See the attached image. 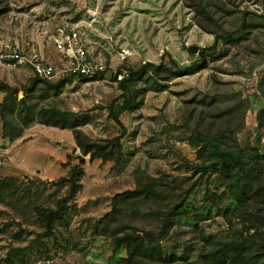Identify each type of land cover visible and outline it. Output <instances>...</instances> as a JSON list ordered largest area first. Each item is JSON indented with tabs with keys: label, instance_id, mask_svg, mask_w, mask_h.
<instances>
[{
	"label": "rangeland",
	"instance_id": "374dc122",
	"mask_svg": "<svg viewBox=\"0 0 264 264\" xmlns=\"http://www.w3.org/2000/svg\"><path fill=\"white\" fill-rule=\"evenodd\" d=\"M0 1L8 6L0 15V53L24 59L0 60V264H127L124 246L115 250L113 239L99 234V219L111 210L114 195L135 188L138 170L177 187L178 193L165 190L167 201L190 189L161 241L164 254L175 257L168 264H205L202 255L220 241L249 240L223 179L196 170L190 137L195 128L223 125L236 131L240 147L264 153V0ZM200 23L220 34L233 32L232 40L207 50L214 35ZM59 26L79 30L88 59L101 66L97 72L36 75L32 62L56 69L67 64L50 38ZM166 55L181 66L202 59L206 66L158 81V89L144 91L151 83L136 82L139 108L119 111V80L145 62L168 65ZM8 97L25 104L12 110ZM112 101L119 122L109 115ZM41 108L68 113L67 124L76 119L92 139L120 136L122 151L107 161L82 155L71 129L38 121ZM26 110L33 111L27 124ZM4 130L19 135L9 139ZM75 165L83 169L81 187L47 233L37 209L55 208L66 196L68 185L54 182ZM139 206L140 213L128 212L120 221L156 228L151 206ZM253 238L250 257L257 264L264 260V234Z\"/></svg>",
	"mask_w": 264,
	"mask_h": 264
},
{
	"label": "trees",
	"instance_id": "16d2710c",
	"mask_svg": "<svg viewBox=\"0 0 264 264\" xmlns=\"http://www.w3.org/2000/svg\"><path fill=\"white\" fill-rule=\"evenodd\" d=\"M7 11V5H0V15ZM200 27L214 35L213 44L207 47V50H213L220 41L227 44L232 40L233 32L220 34L201 23ZM166 56L169 58L168 65L163 61L158 65L145 62L139 69H129L128 74L119 80L120 88L124 90L121 95L123 103L119 111L139 108L140 103L135 101L137 90L134 85L136 82L143 80L151 83L150 87L144 88V91L158 89L156 85L158 81H170L179 76L193 74L206 66L204 59L181 66L171 56ZM35 82L33 81L31 89L35 86ZM7 102L14 110L16 105L25 104V99L17 103L16 99L8 97ZM114 104L115 101H112L108 106L109 115L119 122ZM32 113L33 111L26 110L22 118L23 122L27 124V120L31 121ZM67 114L54 108H41L37 113L38 121L42 124L71 129L77 148L82 155H89L90 159L112 160L114 151L118 153L122 151L120 136L100 140L92 139L78 128L80 122L76 119L67 124ZM227 125L229 122H226ZM235 134L236 131H230L221 125L216 130L205 132L195 128L190 137V144L196 148L198 160L195 163L196 170L200 175H205L210 171L218 173L223 179L227 192L235 202L236 210L233 215L241 224L243 232L250 234L249 240H251L249 242L245 236L240 240L220 241L216 249L202 255L205 264H256L250 257L252 245L256 243L253 237L264 234V153L240 147L234 139ZM3 135L14 139L19 134L14 135L4 130ZM82 174L83 169L80 165L72 167L66 176L54 182L58 186L68 185L66 196L57 201L55 208L38 207L37 214L45 232L50 233L55 223L62 217L67 201L73 198L81 187L79 178ZM135 183L134 189L125 190L112 197L111 210L99 219V223L102 224L99 234L109 235L113 239L115 250L124 246L126 257L123 260L127 264L171 263L175 257L164 254L161 241L168 236L174 225L173 215L182 207L190 189L187 188L184 191L183 197L167 201V193L164 192H167L165 191L167 189L176 192L177 187L173 184L139 170ZM141 204L151 206L149 209H152L151 212L156 214L158 220L156 228L137 229L129 222L120 221L128 212L140 213L139 205ZM257 264H264V260Z\"/></svg>",
	"mask_w": 264,
	"mask_h": 264
},
{
	"label": "built area",
	"instance_id": "2783aa9c",
	"mask_svg": "<svg viewBox=\"0 0 264 264\" xmlns=\"http://www.w3.org/2000/svg\"><path fill=\"white\" fill-rule=\"evenodd\" d=\"M53 47L63 53L67 58L64 68L56 69L51 64L33 63V68L37 76L50 79L56 74L72 72L85 76H91L97 72L101 66L88 59L87 51L82 43L80 32L75 27H58L50 36ZM8 58L13 62H23V57L17 53H0V60ZM48 263L50 261H47Z\"/></svg>",
	"mask_w": 264,
	"mask_h": 264
},
{
	"label": "water",
	"instance_id": "95a60500",
	"mask_svg": "<svg viewBox=\"0 0 264 264\" xmlns=\"http://www.w3.org/2000/svg\"><path fill=\"white\" fill-rule=\"evenodd\" d=\"M15 91H18L17 89H15ZM82 158V157H81Z\"/></svg>",
	"mask_w": 264,
	"mask_h": 264
}]
</instances>
